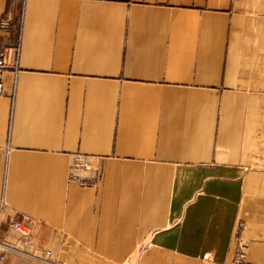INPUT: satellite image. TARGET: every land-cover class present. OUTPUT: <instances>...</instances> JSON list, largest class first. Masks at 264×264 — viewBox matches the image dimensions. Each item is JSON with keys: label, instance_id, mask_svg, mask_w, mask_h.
Segmentation results:
<instances>
[{"label": "crops", "instance_id": "0c3cea01", "mask_svg": "<svg viewBox=\"0 0 264 264\" xmlns=\"http://www.w3.org/2000/svg\"><path fill=\"white\" fill-rule=\"evenodd\" d=\"M0 19L21 46L5 264H264V0H0ZM77 155L98 189L70 180ZM24 214L28 244L6 223Z\"/></svg>", "mask_w": 264, "mask_h": 264}, {"label": "built area", "instance_id": "2783aa9c", "mask_svg": "<svg viewBox=\"0 0 264 264\" xmlns=\"http://www.w3.org/2000/svg\"><path fill=\"white\" fill-rule=\"evenodd\" d=\"M12 20L10 19H0V29L9 32L12 28ZM20 41L14 44H1L0 45V96L4 94L3 84H2V74L7 69L17 70L19 67L20 60ZM104 175V170L102 167L97 166L93 163V159L86 155H77L72 163L70 171V180L76 182L83 187H89L93 189H98L101 185V181ZM6 208V203L4 200L0 201V224L4 222L2 218V212ZM26 221H32L31 216L22 215L20 219H10L6 220L9 225V232L17 233L25 244H28L33 239V231L25 225ZM0 264H5L7 259L6 250H12L15 252H20L18 248L9 243L6 239L0 241ZM234 264H252L248 262L245 258V253L242 246L237 252Z\"/></svg>", "mask_w": 264, "mask_h": 264}]
</instances>
